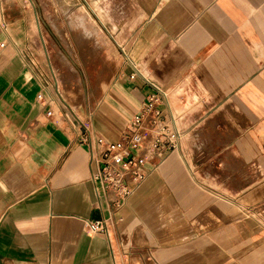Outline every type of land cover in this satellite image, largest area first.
I'll use <instances>...</instances> for the list:
<instances>
[{
  "label": "crops",
  "instance_id": "obj_1",
  "mask_svg": "<svg viewBox=\"0 0 264 264\" xmlns=\"http://www.w3.org/2000/svg\"><path fill=\"white\" fill-rule=\"evenodd\" d=\"M1 1L0 264H264V0H61L105 53L93 103L47 64L35 1ZM155 85L179 146L110 212L83 125L119 139Z\"/></svg>",
  "mask_w": 264,
  "mask_h": 264
},
{
  "label": "built area",
  "instance_id": "obj_2",
  "mask_svg": "<svg viewBox=\"0 0 264 264\" xmlns=\"http://www.w3.org/2000/svg\"><path fill=\"white\" fill-rule=\"evenodd\" d=\"M5 26V8L0 0V27ZM154 87L156 93L131 116L119 139L109 141L87 126L81 132L80 142L88 148L90 180L95 191L106 198L110 212L120 210L149 173L179 146L182 134L178 125L174 119L171 125L167 124L157 108V103L167 98L166 93ZM36 100L48 106L45 115L53 117L49 108L51 100L44 95L43 89L36 94ZM148 163L151 167L145 168ZM85 228L91 233L109 235L107 218L86 221Z\"/></svg>",
  "mask_w": 264,
  "mask_h": 264
},
{
  "label": "rangeland",
  "instance_id": "obj_3",
  "mask_svg": "<svg viewBox=\"0 0 264 264\" xmlns=\"http://www.w3.org/2000/svg\"><path fill=\"white\" fill-rule=\"evenodd\" d=\"M36 5V23L40 37V50L46 54V61L50 68L60 73V84L70 89V99H98L95 91L97 74L105 62L101 57L105 55L101 47L82 38L86 35L79 28L78 23L72 20L74 13H80L74 7L73 11H65L61 0H34ZM92 22V21H91ZM56 27V31L53 26ZM57 32L59 34H57ZM104 48V47H103ZM41 50V51H42ZM64 74H68L64 76ZM78 113L79 108H74ZM92 109L88 108L86 115ZM84 113V112H83ZM80 115V113L78 114ZM87 124L89 120L87 119ZM85 125H83L84 127Z\"/></svg>",
  "mask_w": 264,
  "mask_h": 264
},
{
  "label": "bare ground",
  "instance_id": "obj_4",
  "mask_svg": "<svg viewBox=\"0 0 264 264\" xmlns=\"http://www.w3.org/2000/svg\"><path fill=\"white\" fill-rule=\"evenodd\" d=\"M101 33V32H100Z\"/></svg>",
  "mask_w": 264,
  "mask_h": 264
}]
</instances>
